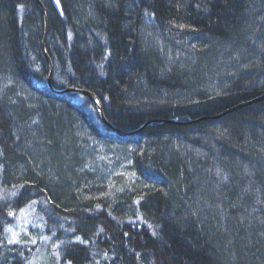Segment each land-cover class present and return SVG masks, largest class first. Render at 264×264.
I'll return each mask as SVG.
<instances>
[{
	"label": "trees",
	"instance_id": "trees-1",
	"mask_svg": "<svg viewBox=\"0 0 264 264\" xmlns=\"http://www.w3.org/2000/svg\"><path fill=\"white\" fill-rule=\"evenodd\" d=\"M39 1L55 88L94 94L123 132L178 124L124 138L88 99L52 93L37 1L0 0V80L35 100L43 126L29 136L53 160L39 172L16 141L29 105L0 97V264L33 263L35 247L7 238L30 207L60 264H264V100L189 124L264 95V0H59L62 14ZM61 112L96 142L134 149L142 185L116 201L78 174L59 146L73 140Z\"/></svg>",
	"mask_w": 264,
	"mask_h": 264
},
{
	"label": "rangeland",
	"instance_id": "rangeland-1",
	"mask_svg": "<svg viewBox=\"0 0 264 264\" xmlns=\"http://www.w3.org/2000/svg\"><path fill=\"white\" fill-rule=\"evenodd\" d=\"M0 97L8 103L13 102L18 107L21 105L20 103L29 105L27 112H30V117L34 119L32 120V124L30 123L31 120H24V123H29V125H26V130L22 127L21 132L19 131L20 133H15L18 137L16 141L18 145L22 144L21 146L28 151V157L32 162L39 163L41 167L39 172L44 171L45 168L47 171V168L53 163V160L44 162L43 157L37 151V143L35 142L38 141H34L36 140L35 135L31 136L32 139L29 136V134L33 135L38 132L36 127L41 129L43 126V122L36 115V111L30 106L35 100L24 95L21 88H17V86L10 83L9 79L0 80ZM61 115L66 124L73 123L72 127L68 125L73 130V140L71 144L68 139H65L59 146H62V149L68 150L79 159L80 166L75 167L78 174L81 176L89 175L90 177H95L99 184L105 183L110 185L117 194L130 190L134 186L142 185L132 168L134 149L108 147L98 143L92 139L89 132L77 118L63 112H61ZM26 119L30 118L27 117ZM49 171L51 172V170ZM7 238L11 244H26L29 247H35L32 264H60L57 254L54 253V247H50L44 235L42 223L35 217L34 208L30 207L19 213L15 223L7 230Z\"/></svg>",
	"mask_w": 264,
	"mask_h": 264
},
{
	"label": "bare ground",
	"instance_id": "bare-ground-1",
	"mask_svg": "<svg viewBox=\"0 0 264 264\" xmlns=\"http://www.w3.org/2000/svg\"><path fill=\"white\" fill-rule=\"evenodd\" d=\"M53 3H54V5H55V7H56V9H57V11H59V13L60 14H62V8H61V5H60V2H59V0H53ZM38 4V3H37ZM38 6H39V4H38ZM43 6V5H42ZM44 7V6H43ZM39 8L41 9V11H42V14H43V18H44V23H45V27H44V33H43V37H42V44H41V47H42V51H43V53H44V56H45V59H46V62H47V64H48V66H49V73H48V76H47V78H46V80H45V84H46V86L49 88V84H51V88H53V90H55V91H57V92H63V91H66V90H68V89H77V88H61V89H57V88H55L54 87V80H55V75H54V68H53V64H52V61H51V59H50V57H49V55H47V52H46V42H47V38H48V34H49V32H48V26L46 27V21H47V24H48V11L46 10V13H47V16H45V13H44V10L39 6ZM33 62H34V69L36 70V71H39V69H40V65H39V63L37 62V60L35 59V56H33ZM48 59H49V61H50V64L48 63ZM80 90V89H79ZM51 91V90H50ZM52 92V91H51ZM53 93V92H52ZM55 94H57V95H73V96H75V97H80L81 95H79V94H75V93H72V94H70V93H64V94H58V93H55ZM100 106H101V104H100ZM101 108H102V106H101ZM97 109V108H96ZM232 109V108H231ZM102 110H103V108H102ZM97 111H98V109H97ZM228 111V110H227ZM226 112V111H225ZM225 112H223V113H225ZM104 113V112H103ZM223 113H221V114H223ZM221 114H219V115H221ZM219 115H217V116H219ZM100 117V116H99ZM213 117H216V116H213ZM201 118H212V117H201ZM201 118H199V119H201ZM101 119V118H100ZM198 120V119H197ZM217 120V119H216ZM102 121V120H101ZM152 121H159V120H152ZM161 121H165V120H161ZM172 121H176V120H172ZM195 121V120H194ZM204 121H207V120H204ZM150 122V121H149ZM177 122V121H176ZM202 122V121H201ZM178 123V122H177ZM190 123V122H189ZM198 123H200V122H198ZM153 124H162V123H153ZM195 124H197V123H195ZM116 128V127H115ZM110 129V128H109ZM111 130V129H110ZM113 131V130H112ZM114 132V131H113ZM114 133H116V132H114ZM117 134V133H116ZM118 135V134H117ZM135 135H137V134H135ZM135 135H132V136H135ZM119 136V135H118ZM131 136V137H132ZM121 137V136H120ZM125 138V137H124ZM58 176V175H57ZM48 177H49V174H48ZM37 180H38V178H36V177H31V176H26V178L24 179V180H22V183H30V184H34V186L37 188V189H42V188H44V186H43V184H40V183H38L37 182ZM15 182H16V180H14ZM98 186H101V188L102 189H104V190H106V191H110V193L113 195L112 197H113V199H115L116 201H117V198L119 197L118 195H120V193L119 194H117L115 191H114V189L110 186V185H108V184H105V183H100V184H98ZM117 195V196H116Z\"/></svg>",
	"mask_w": 264,
	"mask_h": 264
},
{
	"label": "water",
	"instance_id": "water-1",
	"mask_svg": "<svg viewBox=\"0 0 264 264\" xmlns=\"http://www.w3.org/2000/svg\"><path fill=\"white\" fill-rule=\"evenodd\" d=\"M37 3L39 4V6L44 10V13H45V16H47V13H46V10L44 9V7L42 6L41 2L39 0H36ZM48 26L47 24V21H46V27ZM48 63L50 64V61L48 59ZM49 89L53 92V93H58V94H64V93H75V94H79L81 96H84L86 97L88 100H90L92 102V104L94 105L95 108L98 109V113H99V116L103 122V124L107 127V128H110L111 130H113L114 132H116L119 136L121 137H129V136H132V135H135V134H138L140 133L141 131H143L146 127L152 125L153 123H162V124H178L176 121H150L148 123H146L142 128H140L139 130H136V131H133V132H123V131H120L119 129L115 128L113 125H111L105 118L104 116V113H103V110L100 106V101L99 99L92 93H90L89 91H85V90H79V89H68L66 91H63V92H57L55 90H53V88H51V84H49ZM264 100V95L257 98V99H254L248 103H244V104H241V105H238L232 109H229L228 111H226L225 113L219 115V116H216V117H212V118H201V119H198V120H193L191 121L189 124H195V123H198V122H201V121H204V120H216V119H220L226 115H229L230 113H233V112H236L242 108H245V107H248L250 105H253L255 103H258V102H261Z\"/></svg>",
	"mask_w": 264,
	"mask_h": 264
}]
</instances>
